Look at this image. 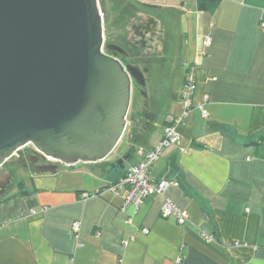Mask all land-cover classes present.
<instances>
[{
    "label": "crops",
    "instance_id": "1",
    "mask_svg": "<svg viewBox=\"0 0 264 264\" xmlns=\"http://www.w3.org/2000/svg\"><path fill=\"white\" fill-rule=\"evenodd\" d=\"M126 3L167 33L164 57L172 74H181L179 92L164 94L172 118L159 128L142 130L140 123V148L158 145L164 123L183 113V83L188 69H196L197 92L179 128L180 145L166 149L151 168L157 180L180 182L166 196L191 222L163 218V197L155 195L139 210L121 211V197L107 187L141 161L135 149L124 168L106 159L75 180L60 170L33 174L30 187L24 183L1 199L0 264H264V0H221L213 12L199 10L198 0ZM205 94L208 118L199 108Z\"/></svg>",
    "mask_w": 264,
    "mask_h": 264
},
{
    "label": "water",
    "instance_id": "2",
    "mask_svg": "<svg viewBox=\"0 0 264 264\" xmlns=\"http://www.w3.org/2000/svg\"><path fill=\"white\" fill-rule=\"evenodd\" d=\"M107 18L105 0H0V200L27 145L52 161L36 175H57L62 165L99 168L124 137L133 80L146 81L105 51Z\"/></svg>",
    "mask_w": 264,
    "mask_h": 264
},
{
    "label": "built area",
    "instance_id": "3",
    "mask_svg": "<svg viewBox=\"0 0 264 264\" xmlns=\"http://www.w3.org/2000/svg\"><path fill=\"white\" fill-rule=\"evenodd\" d=\"M262 27H264V24ZM195 70V68L188 69L183 83L180 94L183 105V113L169 121V123L163 127V136L158 145L150 150L140 148L137 154L141 157V161L127 167L124 176L119 178L117 182L108 185V191L121 197L123 201V205L121 207L122 212H125L130 206L139 210L148 197L155 195L163 197V218H174L180 225H185L191 222L187 212L179 208L170 198L166 196L167 190L171 186L179 187L180 182L178 180L168 179L157 180L152 176L151 168L160 159L166 149L172 146L180 145L182 135L179 128L184 124V120L192 111L193 101L197 92ZM208 100L209 96L205 94L202 98L203 103L199 105L204 118L209 117L208 112L204 109V105L208 102ZM88 196V193L84 194V197ZM72 229L75 237H78L80 232V223L75 222ZM143 231L145 234H149L150 232L148 229ZM202 233L207 241H215L214 237L207 234L204 230H202ZM99 235L100 234H98V236ZM80 246H84V244H80Z\"/></svg>",
    "mask_w": 264,
    "mask_h": 264
},
{
    "label": "rangeland",
    "instance_id": "4",
    "mask_svg": "<svg viewBox=\"0 0 264 264\" xmlns=\"http://www.w3.org/2000/svg\"><path fill=\"white\" fill-rule=\"evenodd\" d=\"M106 1V11L108 18L104 23L105 26V37L106 40L109 38L110 33L122 34V28L126 25V22L129 17L134 15V7L131 5L127 6L126 0H105ZM132 4V3H131ZM133 5V4H132ZM137 8V7H136ZM141 10V9H140ZM143 11H149L154 13L153 10H147L146 8H142ZM169 65L168 67L159 69L158 61L155 60L153 62V82L150 84L146 83L145 94L141 92L140 87L136 85L132 91V102L128 116V122L130 121V125L127 127L126 136H124L119 144L116 146L114 151L108 156V160L118 161L121 158L125 157L129 151L137 150L134 154L136 157L138 154V149L141 146H144L138 139H131L133 132L139 127L140 123H144V115H149L148 118L154 122L153 125L156 127H160L164 120L172 118V113L174 110L168 111V106L164 104V100L166 99V91H173L176 94L180 90L181 84V74L180 71L178 73L172 74L171 60L167 59ZM157 64V66L155 65ZM158 68V69H157ZM140 69V68H139ZM174 72V71H173ZM167 74V75H166ZM168 76L172 77V83L168 82ZM165 79V81H164ZM162 107V108H161ZM161 108V109H160ZM175 108V107H174ZM169 112V113H168ZM169 115V116H168ZM139 156V155H138ZM140 157V156H139ZM131 163L129 159L127 161V165ZM76 170H81V173L75 174L73 170H69L67 166L62 165L60 168V172L64 179L72 180L77 179L79 176H84L83 171L85 173H93V165L91 164H83L80 163L75 166ZM9 171L13 172L16 177L14 187L7 192V196L17 193L20 191L19 183L24 181L26 186L30 187V179L29 176L36 173L33 171L19 169L18 167H9ZM67 172V175L65 174ZM71 173V174H70ZM73 173V174H72ZM25 189V188H23ZM22 190V189H21Z\"/></svg>",
    "mask_w": 264,
    "mask_h": 264
},
{
    "label": "flooded vegetation",
    "instance_id": "5",
    "mask_svg": "<svg viewBox=\"0 0 264 264\" xmlns=\"http://www.w3.org/2000/svg\"><path fill=\"white\" fill-rule=\"evenodd\" d=\"M159 32L151 20L135 13L134 16L128 18L126 25L122 28L121 35L117 33L109 34V38L105 42V51L110 55L117 54V58L125 65L140 68L144 72L146 83L150 84L153 82L152 77L154 74L153 62L151 61H158L159 66L162 68H167L169 65L167 58L164 56L171 45V40L166 32L163 34ZM108 46L121 49L123 52L108 50ZM155 65L157 66L156 63ZM136 85H138V82L133 80V88ZM139 87L141 92L144 93V88ZM148 116V114L144 115L145 121L148 120ZM18 155L24 159V162L18 168L32 172L37 165L52 162L49 159H43L32 145L22 148ZM7 169L9 170V167Z\"/></svg>",
    "mask_w": 264,
    "mask_h": 264
},
{
    "label": "trees",
    "instance_id": "6",
    "mask_svg": "<svg viewBox=\"0 0 264 264\" xmlns=\"http://www.w3.org/2000/svg\"><path fill=\"white\" fill-rule=\"evenodd\" d=\"M113 1H117V0H113ZM220 3H221V0H198V3H197V5H198V9L199 10H206V11H209V12H213V11H215L218 7H219V5H220ZM154 122H152L149 118H148V120H146L145 122H144V124H143V126H144V128L142 129V130H146V129H148V127L150 126V125H152ZM169 122H165L164 124L166 125V124H168ZM148 124H150V125H148ZM138 130V128L135 130V132H134V135H133V139L135 140V139H139L138 137L140 136L141 138L142 137H144V135L142 134L143 133V131L141 132L140 130V132L139 131H137ZM143 135V136H142ZM117 168H118V165H115ZM125 171L126 170H124L123 171V173L121 174V176H119L118 178H117V180H115L114 181V183L115 182H117L118 180H119V178H121L122 176H124L125 175ZM23 185H24V181H21L20 183H19V187H20V189H22L23 190Z\"/></svg>",
    "mask_w": 264,
    "mask_h": 264
}]
</instances>
